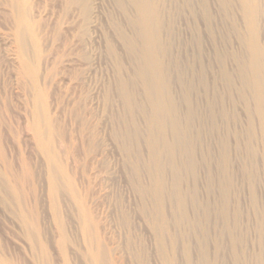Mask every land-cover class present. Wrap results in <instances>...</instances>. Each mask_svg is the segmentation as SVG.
I'll return each mask as SVG.
<instances>
[{
	"label": "rangeland",
	"instance_id": "obj_1",
	"mask_svg": "<svg viewBox=\"0 0 264 264\" xmlns=\"http://www.w3.org/2000/svg\"><path fill=\"white\" fill-rule=\"evenodd\" d=\"M192 1L194 14L184 0L158 2L172 25L167 58L184 67L193 64L197 32L213 51L226 34L240 52L247 15L264 27V0ZM205 3L216 47L206 34ZM141 28L132 0H0V264H264L261 119L249 118L236 97L230 111L237 110L243 136L235 141V124L227 125L236 160L231 187L210 184L212 175L220 184L224 175L208 163L179 188L180 208L168 164L178 151L154 158L146 140L144 81L156 72L143 73L128 49L131 40L140 47ZM176 72L170 84L185 114ZM124 91L133 94L130 108ZM158 175L166 187L157 207L151 189ZM99 252L107 259H96Z\"/></svg>",
	"mask_w": 264,
	"mask_h": 264
},
{
	"label": "bare ground",
	"instance_id": "obj_2",
	"mask_svg": "<svg viewBox=\"0 0 264 264\" xmlns=\"http://www.w3.org/2000/svg\"><path fill=\"white\" fill-rule=\"evenodd\" d=\"M159 1L161 0H132L133 5L140 12L141 43L138 47V42L131 40L128 43V49L131 55L136 58L140 57L143 73L156 72L151 75L152 78L144 81L146 96L151 102L146 140L154 158H157L163 151L171 149L178 151L176 156L169 157L168 164L174 172L178 205L183 208L182 193L179 188L184 185L187 177H192L196 181L199 167L206 166L208 163L214 162L215 169L222 170L224 175V181L220 184L219 175L214 173L216 177L212 175L209 178L210 184L217 183L224 192L229 186L231 187L228 170L232 161L236 160L234 155L233 160L230 157L231 147L234 146L231 145L232 141L230 144L232 139L230 137L233 135H227L225 130L226 127L229 130L231 122H234L235 125L232 126H235V130L238 126L236 124L238 114L236 116L234 113L237 110L233 107L235 111H230V106L237 104L233 103L236 97L238 100L240 98L245 101L246 111L248 115L250 114L249 118L256 115L261 119L264 133V39H262L264 27L259 22L258 16L249 17L247 15V25L237 35L239 45L242 47L240 52L230 49L231 39L226 34L220 36V48L213 51L210 44L208 45L197 32L193 36L192 43L193 64L190 67H184L183 61L167 58L173 46L165 40V35H168L167 32L171 30L172 25L169 17L166 18L165 13L158 6ZM206 4V34L211 39L212 46L215 44L216 47L218 41L209 21L211 15L209 9H206ZM184 6L194 14L192 0H184ZM195 30L197 31V27ZM215 63L218 74L214 78ZM229 63L235 66V72L229 69ZM174 69L177 71V78L183 82L184 86L183 101L185 103L182 105L183 110L186 111L185 114L178 112V108L180 110L181 108L172 93L170 79ZM190 73L192 78L188 82L187 77ZM122 96L129 108L134 105L135 101L131 92L124 91ZM35 127L38 138H41L42 133L39 127L37 125ZM137 134L136 132L132 136L135 138ZM241 134L236 130L234 140L242 139L243 134L242 136ZM249 147L247 149H250L249 154L252 156L253 148ZM246 154L247 156L244 155L248 163L250 155L248 157V153ZM213 164L210 166L213 167ZM248 165L247 168L243 167L248 169L250 166ZM250 168L251 166L248 171L252 170ZM248 171L246 173L250 174L248 180L254 183L256 177L252 171ZM165 187L164 178L158 175L155 186L151 189V194L157 200V207L161 204L160 195ZM189 193L195 197L196 205L198 203L196 188H192ZM160 231L164 232V225L161 226ZM99 257L103 260L107 259V253L99 252L96 259Z\"/></svg>",
	"mask_w": 264,
	"mask_h": 264
}]
</instances>
